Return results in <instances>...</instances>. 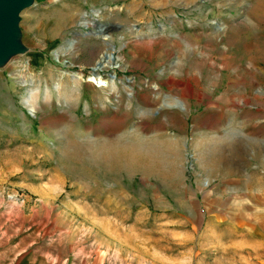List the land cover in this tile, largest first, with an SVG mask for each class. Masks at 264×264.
I'll list each match as a JSON object with an SVG mask.
<instances>
[{"label": "rangeland", "instance_id": "1", "mask_svg": "<svg viewBox=\"0 0 264 264\" xmlns=\"http://www.w3.org/2000/svg\"><path fill=\"white\" fill-rule=\"evenodd\" d=\"M88 1L34 0L0 64V247L185 264L225 168L264 182V0Z\"/></svg>", "mask_w": 264, "mask_h": 264}, {"label": "crops", "instance_id": "2", "mask_svg": "<svg viewBox=\"0 0 264 264\" xmlns=\"http://www.w3.org/2000/svg\"><path fill=\"white\" fill-rule=\"evenodd\" d=\"M88 2L91 4L92 0ZM225 169L226 173L215 186L222 193H202L207 207L202 215L203 228L198 232L202 237H210L211 241L209 245L192 247L193 250L189 251L192 256L185 264H264V182L252 175L246 176V172L242 174L237 168ZM40 235L34 231L33 235L26 234L29 238L22 240V244L0 247V264H113L99 260V256L83 262L67 261L49 251L51 242ZM2 243L0 240V245ZM72 248L65 252L73 253ZM120 264L161 263L139 260Z\"/></svg>", "mask_w": 264, "mask_h": 264}, {"label": "water", "instance_id": "3", "mask_svg": "<svg viewBox=\"0 0 264 264\" xmlns=\"http://www.w3.org/2000/svg\"><path fill=\"white\" fill-rule=\"evenodd\" d=\"M33 1L0 0V64L5 62L11 55L23 50L18 40L19 14L23 9L30 6Z\"/></svg>", "mask_w": 264, "mask_h": 264}, {"label": "bare ground", "instance_id": "4", "mask_svg": "<svg viewBox=\"0 0 264 264\" xmlns=\"http://www.w3.org/2000/svg\"><path fill=\"white\" fill-rule=\"evenodd\" d=\"M100 63L103 64L104 61L102 60ZM100 63L94 68V70L97 69V67H101V66H100V65H101ZM98 69H99V68H98ZM92 79H93V78H92ZM94 80H96V79H94ZM96 82H97L99 85H103V84H104V83L101 82V80H96ZM75 153H76V152H75ZM73 155H74V154H73ZM75 155H76V154H75ZM77 155H78V154H77Z\"/></svg>", "mask_w": 264, "mask_h": 264}, {"label": "built area", "instance_id": "5", "mask_svg": "<svg viewBox=\"0 0 264 264\" xmlns=\"http://www.w3.org/2000/svg\"><path fill=\"white\" fill-rule=\"evenodd\" d=\"M10 196H12V194L8 195V197H10ZM18 200H21V198L17 197L15 201L18 202Z\"/></svg>", "mask_w": 264, "mask_h": 264}]
</instances>
